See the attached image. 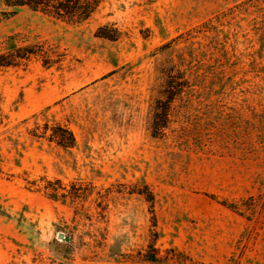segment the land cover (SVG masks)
I'll use <instances>...</instances> for the list:
<instances>
[{
    "label": "rangeland",
    "instance_id": "1",
    "mask_svg": "<svg viewBox=\"0 0 264 264\" xmlns=\"http://www.w3.org/2000/svg\"><path fill=\"white\" fill-rule=\"evenodd\" d=\"M263 19L250 0H104L80 24L27 7L2 18L0 53L10 36L38 53L0 67V264H264ZM111 28L118 39L101 37ZM173 64L200 82L158 130ZM47 119L77 145L34 136ZM48 184L83 190L63 201Z\"/></svg>",
    "mask_w": 264,
    "mask_h": 264
},
{
    "label": "trees",
    "instance_id": "2",
    "mask_svg": "<svg viewBox=\"0 0 264 264\" xmlns=\"http://www.w3.org/2000/svg\"><path fill=\"white\" fill-rule=\"evenodd\" d=\"M103 1L104 0H0V20L2 18L12 17L22 8L27 7L34 12H41L58 20L80 24L91 18ZM250 1L251 6L256 7L257 10L264 15V6L256 3V0ZM262 23H264V19ZM104 29L106 28H101V31ZM110 30V33H101V37L110 40L118 39L119 30L117 28H111ZM194 33H198V31H196V29L188 31L191 37H195ZM6 43V51L0 53V67L14 65L23 59H28L32 54L38 53L33 50L32 46H20L16 36H10ZM191 56H195L193 51ZM180 65L181 64H173L172 67L165 71L166 81L164 90L162 91V98L158 100L157 107H155L154 127L158 130H164L165 127H167L170 116L169 110L172 103L176 100H183L186 95L191 96L192 94H190V91H193L194 85H198L200 82L199 74H196V77L192 78V76L188 74L186 70H183ZM201 65L200 61H198L197 63L192 62L190 66L198 69ZM194 71L195 70L191 69V73ZM158 119L159 121L162 120V123L157 122ZM36 130L38 132L33 134L34 136L45 138L50 142H55L64 149H71L77 145V139L69 127L57 123L51 125L49 119L45 121L41 129L37 128ZM44 188L52 198L62 199L63 201H67L68 199L75 201L79 199L81 197V190H83L82 186L79 187V189L73 187L74 191H68L65 189L66 187H55L51 184L46 185ZM61 190L64 191L61 192ZM0 215L9 216L2 204H0ZM21 219L27 220L24 214L21 215ZM61 230L64 231V229ZM61 235V238H63L61 241L62 243H60L62 249L58 248L57 251L63 260L68 261L73 257V243L69 240L70 236L66 235L65 232ZM55 242L58 241L55 240ZM146 260L159 262L160 258L156 253H153L148 255Z\"/></svg>",
    "mask_w": 264,
    "mask_h": 264
}]
</instances>
